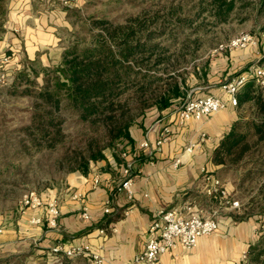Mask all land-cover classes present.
I'll return each instance as SVG.
<instances>
[{
    "label": "crops",
    "instance_id": "1",
    "mask_svg": "<svg viewBox=\"0 0 264 264\" xmlns=\"http://www.w3.org/2000/svg\"><path fill=\"white\" fill-rule=\"evenodd\" d=\"M51 3L53 0H10L2 21L0 58L2 54L11 58L4 65L0 60V68L14 74L22 70L34 74L33 69L36 74H43L50 68L60 47L57 31L64 27L61 25L65 18ZM261 35L244 49L217 53L201 80L204 86L198 87L202 91L193 97H224L219 89L221 82L243 72L250 64L264 65ZM238 117L235 107L228 106L204 120L191 118L180 125L175 121V111L149 109L130 127L131 143L123 142L117 151L107 150L103 159L91 163L87 174L69 173L63 183L38 192L44 200L57 199V229L47 228L44 222L31 223L34 217L43 215V208H19L2 222L0 252L20 255L33 251L38 258L54 262L60 256L52 250L54 246L87 244L106 264H143L134 259L144 248L155 212L177 208L181 213L199 211L204 216L215 212L218 230L200 237L193 248L177 244L163 253L156 264H239L241 254L252 244L254 226L251 220L236 223L233 215L225 214L224 209L230 208L220 197L206 196L201 174V169L206 168L218 176L223 165L212 161L213 152ZM164 127L168 129L166 139L157 145ZM202 132L206 134L204 141L199 139ZM144 141L146 147L141 146ZM190 142L196 145L187 151ZM177 158L180 162L174 165ZM126 166H131L133 172L130 200L118 189ZM95 175L99 176V183L93 186ZM221 180L228 192H235L232 184ZM73 192L81 193V197L73 199ZM83 212L88 218L83 217ZM72 264L91 263L82 255L72 257Z\"/></svg>",
    "mask_w": 264,
    "mask_h": 264
},
{
    "label": "trees",
    "instance_id": "2",
    "mask_svg": "<svg viewBox=\"0 0 264 264\" xmlns=\"http://www.w3.org/2000/svg\"><path fill=\"white\" fill-rule=\"evenodd\" d=\"M6 2L0 0V31ZM183 7L182 1L174 4L171 0L151 14L128 17L124 23L93 19L99 31L86 44L80 45V39H74L72 47L63 52L60 65L52 72L43 71L41 84L35 80L38 74L34 69L31 77L24 70L17 72L6 88L8 94L28 95L31 104L28 121L17 130L21 137L15 142L16 149L59 150L55 160L58 169L87 174L91 163L104 158L106 148L115 151L123 142L131 143L129 129L146 109L154 106L159 112H172L186 100V80L149 71L167 65L170 60V56L164 55L168 46L159 47L157 38L178 28H192L206 18L214 24L229 22L240 16L243 9L264 12V0H189L185 14ZM203 28L199 24L193 31ZM186 41L181 42L182 48L190 45ZM151 56H154L153 64H150ZM139 63L143 71L135 68ZM236 97L239 110L248 103L250 117L239 116L231 125L213 152L215 164L236 163L247 155L251 146L256 147L264 139L261 87L249 80ZM68 117L73 124L71 130L66 129ZM241 128L245 129L240 131ZM249 215L243 212L233 217L243 220ZM263 256L264 236L247 250V257L258 264Z\"/></svg>",
    "mask_w": 264,
    "mask_h": 264
},
{
    "label": "rangeland",
    "instance_id": "3",
    "mask_svg": "<svg viewBox=\"0 0 264 264\" xmlns=\"http://www.w3.org/2000/svg\"><path fill=\"white\" fill-rule=\"evenodd\" d=\"M170 1L53 0L51 4L62 11L65 24L63 21L61 26L64 27L57 31V36L60 38V47L52 57L53 62L48 71L52 72L60 65L63 52L72 47L74 39L79 38L80 45L91 41L94 34L99 31L97 25L92 23L93 19L106 18L117 23H124L128 17H141L142 14H151ZM172 1L174 4L182 1L184 5L182 14H185L186 8L189 6V0ZM36 3L40 7L39 1ZM8 4L10 5V0L5 3L6 8L9 7ZM239 15L229 22L220 24L209 22L207 21L209 18H206L201 20L202 23L199 21L195 23L204 25V28L198 31H193V28L197 26L193 24L194 27L192 28L182 27L178 28L176 32L165 33L160 36L156 39L159 40L158 46H168L164 55L170 56V60L169 63H166L167 65L161 64L149 71L162 77L174 76L178 81L182 78L186 80V98L201 92L202 90L198 87L204 86L201 82L203 72L208 71V64L216 55L214 49L219 44L225 43L233 36L243 32L251 33L255 39L262 36L264 12L258 13L257 10L249 8L241 10ZM3 34L4 30H1L0 35ZM173 38L175 41L172 40ZM194 38H197V40ZM183 40L190 42L187 48H182L181 42ZM191 40L195 41L191 42ZM10 58L7 54H2L0 60L4 65ZM153 62L154 56H151L150 64H153ZM172 64L174 65L171 66ZM259 65L264 66L263 64ZM135 68L141 71L144 70L143 65L140 63L135 64ZM15 75L13 72L8 73L4 68H0V173H2L0 177V229H3L2 222L4 219L12 213L16 214V211L19 210V200L25 191L42 192L48 188L56 187L63 183L66 175L72 173L57 168L55 160L59 150L31 149L25 151L16 149L15 142L21 137L17 130L28 121L31 98L28 95L13 96L8 94L6 88L12 83ZM29 75L31 77V74ZM43 76L45 75L38 74L35 78L38 84L43 82ZM261 90L264 95V88H261ZM237 106L238 104L235 109L238 116L250 117L248 103H244L240 110ZM153 107H149L146 111ZM70 120L71 117H68L66 121L67 130H71V127H73ZM244 129L241 128L240 131ZM66 148L67 145L64 147V151ZM107 150L111 149L106 148L104 153ZM12 164H15V166L13 167ZM218 176L232 184L235 192L231 193V196L239 201L237 209H224L227 210L225 214L234 216L235 214L241 215L243 212H249L250 215L246 216L245 219L236 220L234 217L233 220L236 223L251 220L254 226L251 243H254L264 236V139L257 143L256 147L251 146L243 159L241 158L231 165H224L218 172ZM247 250L244 252L246 257H241L239 263L258 264V262L256 263L250 257H247ZM32 252L20 255H8L0 252V260H3L0 264H72V258L59 256L57 260L51 262L38 258ZM15 256H19V258L15 259ZM259 264H264V256L261 257Z\"/></svg>",
    "mask_w": 264,
    "mask_h": 264
},
{
    "label": "built area",
    "instance_id": "4",
    "mask_svg": "<svg viewBox=\"0 0 264 264\" xmlns=\"http://www.w3.org/2000/svg\"><path fill=\"white\" fill-rule=\"evenodd\" d=\"M262 33L264 35V31ZM254 43V36L249 32H243L233 36L227 42L219 44L214 49V52L217 54L225 50L244 49ZM249 80H253L256 85L264 88V66L252 64L243 70V72L221 82L219 89L224 97L212 94L199 97L188 96L183 104L175 110V121L180 125H183L191 118L201 121L228 106L235 107L238 104L237 92ZM167 131V127H164L156 141L157 145L165 141ZM199 137L200 141H204L206 134L202 132ZM195 145L196 142H190L185 150H191ZM141 146L146 147V141L142 142ZM179 162L180 158H177L174 165L179 164ZM132 173L131 166H126L123 169L124 179L118 186V189L123 190L129 200L133 198L131 190ZM201 174L203 191L206 196L220 197L224 205L230 209H237L239 207V201L231 196V193L228 192L218 176H215L213 172L208 171L206 168L201 169ZM98 183L99 176H93V186H96ZM71 197L79 199L81 193L73 192ZM19 208H43V215L34 217L31 223L40 224L44 222L49 229H57L59 226V205L56 198L44 200L37 191L27 190L19 200ZM104 211L109 212V208H105ZM83 217L88 218L87 213L83 212ZM218 224L215 212L209 216H204L199 211L189 210L187 213H181L177 208L158 209L148 225L144 248L135 257L134 261L143 264H156L163 253L173 249L177 244L185 249L193 248L200 237L215 233L218 230ZM99 231L103 233V230L100 229ZM52 250L60 256L72 258L74 256L85 255L89 258L91 264H106L103 258L87 244L71 245L66 248L62 245H57ZM241 257H246L244 252Z\"/></svg>",
    "mask_w": 264,
    "mask_h": 264
}]
</instances>
